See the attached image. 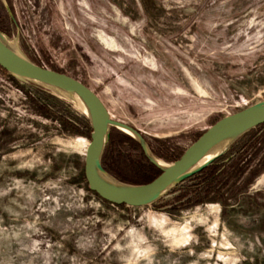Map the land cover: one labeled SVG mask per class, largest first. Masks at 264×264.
I'll list each match as a JSON object with an SVG mask.
<instances>
[{"label": "rangeland", "instance_id": "374dc122", "mask_svg": "<svg viewBox=\"0 0 264 264\" xmlns=\"http://www.w3.org/2000/svg\"><path fill=\"white\" fill-rule=\"evenodd\" d=\"M0 32L84 82L165 163L264 100V0H0ZM81 114L0 68V264H264V168L224 202L201 191L206 171L146 205L104 202L83 178ZM121 133L108 127L103 167L149 181L158 170ZM243 139L264 159V124Z\"/></svg>", "mask_w": 264, "mask_h": 264}, {"label": "water", "instance_id": "95a60500", "mask_svg": "<svg viewBox=\"0 0 264 264\" xmlns=\"http://www.w3.org/2000/svg\"><path fill=\"white\" fill-rule=\"evenodd\" d=\"M0 68L13 77L50 89L61 98L67 99L66 94H71L79 101L83 109L81 112L90 128L83 155V178L89 191L111 204L137 207L153 202L222 155L245 132L264 123L262 100L216 119L185 147L177 158L165 163L152 153L139 132L127 124L111 120L99 97L84 82L29 60L1 32ZM109 126L128 135L139 146L144 158L158 170L152 179L143 183H128L116 178L102 166L101 153ZM222 136L227 137L222 149L201 164L194 165L195 161ZM98 169L110 176L114 183L111 185L103 183L97 177Z\"/></svg>", "mask_w": 264, "mask_h": 264}, {"label": "trees", "instance_id": "16d2710c", "mask_svg": "<svg viewBox=\"0 0 264 264\" xmlns=\"http://www.w3.org/2000/svg\"><path fill=\"white\" fill-rule=\"evenodd\" d=\"M50 96L56 98L53 95ZM72 118L83 127V130L90 131L88 122L84 115L81 114L79 117ZM248 131L241 135L222 155L216 157L207 166L202 168L200 171L185 178L184 180L189 179L193 175L202 174L206 171L201 181L202 186L200 189L204 194H207L208 192L217 193L219 190H224L225 197L218 196V199L221 200V202H224L226 197L232 196L236 193L245 192L249 184L253 181L254 177L264 168V159H261V156L257 157L259 148H255L253 152L247 153L248 151H250V149H252L251 146L246 145L248 144V142H245V140L243 139V137L248 133ZM121 136L124 140L135 144L138 150L140 151L139 146L131 138L122 133ZM140 154L142 158L148 164H150L144 158L141 151ZM181 182L171 188L168 193L174 191L176 186L179 185ZM92 193L95 194L94 192ZM96 197L99 198L97 195Z\"/></svg>", "mask_w": 264, "mask_h": 264}, {"label": "bare ground", "instance_id": "6f19581e", "mask_svg": "<svg viewBox=\"0 0 264 264\" xmlns=\"http://www.w3.org/2000/svg\"><path fill=\"white\" fill-rule=\"evenodd\" d=\"M68 101H70L75 107L79 108L81 111L82 106L79 103V101L71 94H66ZM227 141L226 136H222L218 138L210 147L208 151H206L204 154H202L196 161L194 165L201 164L203 161L207 160L210 156H212L214 153L218 152L222 147L225 145ZM97 177L105 184L111 185L114 183V180L108 176L105 172L101 170H96Z\"/></svg>", "mask_w": 264, "mask_h": 264}]
</instances>
